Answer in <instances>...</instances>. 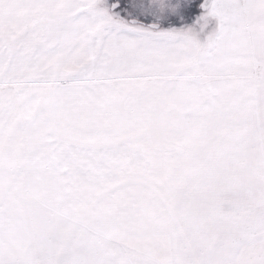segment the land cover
Wrapping results in <instances>:
<instances>
[{
	"label": "snow or ice",
	"instance_id": "snow-or-ice-1",
	"mask_svg": "<svg viewBox=\"0 0 264 264\" xmlns=\"http://www.w3.org/2000/svg\"><path fill=\"white\" fill-rule=\"evenodd\" d=\"M0 264H264V0H0Z\"/></svg>",
	"mask_w": 264,
	"mask_h": 264
}]
</instances>
